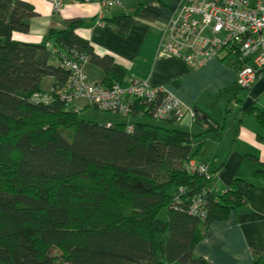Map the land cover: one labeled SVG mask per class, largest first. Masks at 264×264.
<instances>
[{
  "label": "trees",
  "instance_id": "1",
  "mask_svg": "<svg viewBox=\"0 0 264 264\" xmlns=\"http://www.w3.org/2000/svg\"><path fill=\"white\" fill-rule=\"evenodd\" d=\"M135 14L155 15L144 5ZM35 15L26 0H0V264H211L195 247L213 220L247 202L243 180L215 186L218 169L196 160L190 133L172 118L159 123L148 105L135 103L131 115L141 117L133 123L100 124L60 98L34 101L65 83V63L80 55L104 66L107 78L121 72L76 32L77 18L49 30L58 65L47 46L14 40ZM132 18L112 21L124 32ZM46 76L54 78L49 89ZM247 111L264 124V111ZM191 159L209 162L210 176L190 172ZM252 264H264V250Z\"/></svg>",
  "mask_w": 264,
  "mask_h": 264
},
{
  "label": "crops",
  "instance_id": "2",
  "mask_svg": "<svg viewBox=\"0 0 264 264\" xmlns=\"http://www.w3.org/2000/svg\"><path fill=\"white\" fill-rule=\"evenodd\" d=\"M26 1L34 6L36 15L31 18L29 32H15L14 40L47 46L53 53L51 62L58 65V50L49 30L63 28L67 19L77 18L81 23L76 32L91 43L96 54L111 57L120 66L119 79L116 75L107 78L106 68L89 58L84 64L89 77L123 85L135 80L162 84L186 108L197 111L202 123H191L188 117L176 127L189 132L194 147H199L196 160L207 159L212 168L218 169L213 184L225 187L242 179L239 190L248 200L227 218L213 220L194 253L211 264H252L255 250H264V124L245 111L251 105L264 111V73L252 87L240 90V65L233 56L193 70L183 59L159 52L164 25L182 0H121V5L108 8L97 0H63L60 12L53 9L51 0ZM140 5L155 15H136ZM124 14H132L133 18L127 30L121 32L112 20ZM101 17L104 25L99 24ZM53 83L54 78L46 76L43 88L49 89ZM131 116L130 122H108L133 123L134 117H141Z\"/></svg>",
  "mask_w": 264,
  "mask_h": 264
},
{
  "label": "built area",
  "instance_id": "3",
  "mask_svg": "<svg viewBox=\"0 0 264 264\" xmlns=\"http://www.w3.org/2000/svg\"><path fill=\"white\" fill-rule=\"evenodd\" d=\"M97 1L106 8L122 4L121 0ZM51 3L57 12L64 5L63 0ZM99 24H105L102 17ZM158 51L183 59L193 70L233 56L240 65L237 82L249 89L264 73V0H182L164 25ZM88 60L87 55L67 60L68 80L59 87L34 93L33 100L47 104L60 98L68 110L81 112L86 106H94L130 115L138 102L151 107L156 120L172 118L178 123L188 117L191 123L199 120L197 111L186 108L165 85H153L147 80L106 85L92 79L84 70ZM132 128L129 125L128 129ZM187 169L210 176L209 162L191 159ZM196 208L197 204L193 210Z\"/></svg>",
  "mask_w": 264,
  "mask_h": 264
},
{
  "label": "rangeland",
  "instance_id": "4",
  "mask_svg": "<svg viewBox=\"0 0 264 264\" xmlns=\"http://www.w3.org/2000/svg\"><path fill=\"white\" fill-rule=\"evenodd\" d=\"M233 59V58H231ZM239 89L242 90L244 88H242L239 85ZM80 116L83 119L86 120H92V121H96L100 124L108 122L110 120H117L119 122H126L127 120H132V117L130 114L128 113H117V112H113V111H104L98 107H94V106H86L85 110H82L80 112ZM135 118V117H134ZM162 216L165 217V214L163 212Z\"/></svg>",
  "mask_w": 264,
  "mask_h": 264
}]
</instances>
